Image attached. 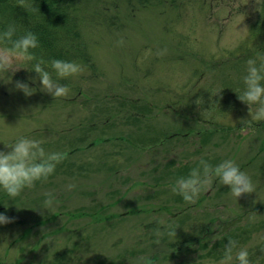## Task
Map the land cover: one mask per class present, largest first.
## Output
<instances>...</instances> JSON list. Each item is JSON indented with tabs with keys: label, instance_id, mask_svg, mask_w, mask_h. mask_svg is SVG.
<instances>
[{
	"label": "rangeland",
	"instance_id": "rangeland-1",
	"mask_svg": "<svg viewBox=\"0 0 264 264\" xmlns=\"http://www.w3.org/2000/svg\"><path fill=\"white\" fill-rule=\"evenodd\" d=\"M74 10L85 49L69 58L85 71L61 81L68 96L39 90L35 61L0 77V151L23 136L65 154L47 182L15 199L0 190L13 219L0 225V264H218L229 239L264 264V121L238 99L247 60L264 57V0H74ZM201 158L233 160L255 193L236 200L216 180L185 203L172 188Z\"/></svg>",
	"mask_w": 264,
	"mask_h": 264
},
{
	"label": "clouds",
	"instance_id": "clouds-1",
	"mask_svg": "<svg viewBox=\"0 0 264 264\" xmlns=\"http://www.w3.org/2000/svg\"><path fill=\"white\" fill-rule=\"evenodd\" d=\"M20 3L23 5L25 0H20ZM242 31H247V28L245 27ZM118 43L122 45L123 39ZM38 47L37 36L31 31L18 35L15 24H9L3 31H0V77L9 72L15 73L24 69L20 67L22 63L35 61L29 72L36 74V79L41 86L39 90L51 95L54 99L68 96L70 88L61 81L82 75L85 71L84 67L74 61L62 59H52L47 62L46 66L43 59L38 60L34 55L33 50ZM164 54V51L156 53L158 56ZM260 61L258 65L256 59L247 60L243 89L238 95V99L248 106L250 122L264 121V57H261ZM11 82L10 80L8 83ZM14 87L25 97L32 96L36 91L29 86V83L19 80L15 81ZM196 104L199 106L202 101L198 99ZM201 115L206 116L207 112L204 111ZM43 143L42 140L22 136L14 143L5 145L9 151H0V190L10 198L19 197L25 189L34 188L37 182H47L57 166L65 159V154L62 152H47L42 146ZM216 180L228 186L231 196L236 200L256 191L250 176L242 171L233 160L226 159L213 166L201 158L198 165L193 167L187 176L178 177L175 180L172 192L182 197L185 203L194 204L200 194L209 190ZM73 187L72 184L66 186L67 190ZM45 196L47 198L43 202V208L47 210L54 206V197L51 192L45 193ZM251 215L256 216L254 213ZM12 222V218L0 213V225ZM156 235L159 237L163 233L158 230ZM156 242L159 243V240ZM133 264H152V262L148 257L140 256ZM218 264H251L248 249L240 246L238 241L229 239Z\"/></svg>",
	"mask_w": 264,
	"mask_h": 264
},
{
	"label": "trees",
	"instance_id": "trees-1",
	"mask_svg": "<svg viewBox=\"0 0 264 264\" xmlns=\"http://www.w3.org/2000/svg\"><path fill=\"white\" fill-rule=\"evenodd\" d=\"M61 4L60 8L58 5ZM9 24H15L17 34L33 32L39 41V47L33 50L36 58L46 62L53 58L71 61L70 51L85 49L79 33V23L75 15L74 0H0V31ZM68 44L59 39L66 33ZM90 57L83 56L82 61Z\"/></svg>",
	"mask_w": 264,
	"mask_h": 264
}]
</instances>
